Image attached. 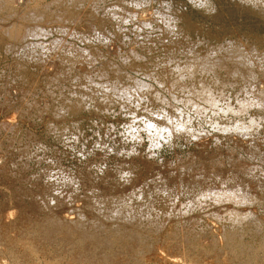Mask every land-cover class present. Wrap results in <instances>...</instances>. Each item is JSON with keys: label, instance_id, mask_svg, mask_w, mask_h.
<instances>
[{"label": "clouds", "instance_id": "1", "mask_svg": "<svg viewBox=\"0 0 264 264\" xmlns=\"http://www.w3.org/2000/svg\"><path fill=\"white\" fill-rule=\"evenodd\" d=\"M232 2L264 19V0ZM59 7V0H42L25 11L24 25L5 46L11 66L0 67V81L8 85L26 82L27 68L53 72L15 109L18 120L28 121L27 131H17L18 122L4 123L10 151L17 153L9 175L25 173L41 207L73 206L76 219L95 228L220 203L251 209L260 202L264 41L211 36L218 0H88L78 7L98 18L90 28L66 19ZM228 137L252 150L240 153L250 162L243 179L180 168L167 172L179 180L169 184L166 156L203 140L215 147ZM97 153L100 162L88 163ZM136 157L158 167L141 176ZM85 167L92 177L87 188ZM109 170L111 185H101ZM252 216L250 210L242 214Z\"/></svg>", "mask_w": 264, "mask_h": 264}, {"label": "rangeland", "instance_id": "2", "mask_svg": "<svg viewBox=\"0 0 264 264\" xmlns=\"http://www.w3.org/2000/svg\"><path fill=\"white\" fill-rule=\"evenodd\" d=\"M87 1L59 0L57 11L66 19H79L78 27L90 28L99 20L91 15L89 8L78 7ZM41 2L0 0V67L11 66V50L5 55V46L14 42L13 37L24 25L25 11ZM218 4V15L209 23L211 36L234 33L264 41V19L242 11L232 0H218ZM52 74L43 73L41 68H27L22 73L26 82L17 80L8 85L7 80L0 81L6 85L0 87V264H264V196L259 192L256 195L260 202L251 209L220 203L182 215H163L151 222L135 220L100 224L95 228L79 222L73 206L41 207L35 199L36 191L24 183L26 174L9 175L17 153L10 151L11 134L4 123L18 122L17 131H27L28 121L18 120L15 109L20 107L21 98L29 88L41 86L42 80ZM13 89H16L15 95ZM251 151L246 144L231 137L215 147L210 139L203 140L188 148H177L166 156L164 174L178 173L184 168L193 173L202 171L205 176L231 173L243 179L250 162L241 159L240 153ZM173 161L175 165L169 167ZM98 162L99 153L88 161ZM132 163L140 167L141 176L149 175L158 167L139 157L133 158ZM81 171L87 188L91 173L86 167ZM113 175L107 171L100 178L101 185L107 181L110 186ZM167 179L170 185L179 182L176 176H167ZM251 183L255 192L256 183ZM249 210L253 216L243 219L242 214Z\"/></svg>", "mask_w": 264, "mask_h": 264}, {"label": "bare ground", "instance_id": "3", "mask_svg": "<svg viewBox=\"0 0 264 264\" xmlns=\"http://www.w3.org/2000/svg\"><path fill=\"white\" fill-rule=\"evenodd\" d=\"M87 2H88V1H87ZM15 16H16V15H15ZM7 27H8V26H7ZM20 27H21V26H20ZM10 31H11V30H10ZM12 34H13V33H12ZM140 163H141V162H140ZM6 212H7V211H6ZM10 212H11V211H10ZM10 212H8V213L10 214ZM239 214H240V213H239ZM0 215H1V214H0ZM49 227H50V226H49ZM53 229H54V228H53ZM53 229H52V230H53ZM57 229H58V228H57Z\"/></svg>", "mask_w": 264, "mask_h": 264}]
</instances>
